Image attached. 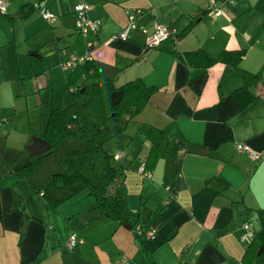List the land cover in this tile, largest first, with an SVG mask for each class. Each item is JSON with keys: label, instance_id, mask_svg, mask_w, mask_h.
Instances as JSON below:
<instances>
[{"label": "crops", "instance_id": "0c3cea01", "mask_svg": "<svg viewBox=\"0 0 264 264\" xmlns=\"http://www.w3.org/2000/svg\"><path fill=\"white\" fill-rule=\"evenodd\" d=\"M7 1L8 12H0V264H249L244 225L264 228V0H223L220 16L209 12L208 0ZM79 1L102 22L97 36L77 33ZM42 8L56 20L48 23ZM130 16L137 26L123 40ZM155 23L171 36L149 49L142 28ZM94 39L91 61L101 77L87 78L83 63L62 67ZM198 50L213 59L246 53L239 68L176 55ZM240 69L262 74L245 104L233 95L245 85ZM103 79L116 87L142 79L153 89L106 145L126 166L121 189L131 229L101 215L88 190L50 207L16 172L36 158L27 147L32 137L44 138L52 111L69 107L83 84ZM238 143L262 158L240 152ZM147 163L149 177L139 170ZM140 228H153L154 237L142 241ZM72 234L83 242L71 250Z\"/></svg>", "mask_w": 264, "mask_h": 264}, {"label": "trees", "instance_id": "16d2710c", "mask_svg": "<svg viewBox=\"0 0 264 264\" xmlns=\"http://www.w3.org/2000/svg\"><path fill=\"white\" fill-rule=\"evenodd\" d=\"M191 27L177 38L185 36ZM245 50L222 51L213 59L202 51L176 54L179 60L191 61L195 57L206 58L208 63L226 62L239 68ZM83 71L89 79L101 77L93 70V62L83 63ZM245 85L233 91L240 104L254 98L250 87L261 79V72L250 73L240 69ZM123 91L121 101L113 106L111 94ZM153 92L142 79L116 87L109 79L89 82L71 93L72 104L64 109H54L50 115L44 138L52 149L17 169L39 192L50 207H58L82 191L88 190L97 203L101 215L123 226L134 224L127 197L122 192L126 166L107 148V143L122 134L129 123L141 112ZM146 170L151 166L144 165ZM156 216V215H155ZM153 220V217L151 218ZM144 232L143 228H140ZM139 237L144 241L143 233ZM264 228L247 247L249 264H264Z\"/></svg>", "mask_w": 264, "mask_h": 264}, {"label": "built area", "instance_id": "2783aa9c", "mask_svg": "<svg viewBox=\"0 0 264 264\" xmlns=\"http://www.w3.org/2000/svg\"><path fill=\"white\" fill-rule=\"evenodd\" d=\"M223 0H208V10L214 16H220L222 14V10L220 8V3ZM9 3L7 0H0V12L7 13L8 12ZM93 6L85 1H79L74 6V11L76 14V31L78 34L82 36H97L102 22L99 19H92L90 17V12L92 11ZM42 17L48 22L51 23L56 20V15L51 11L42 8L40 11ZM137 26L136 18L134 16H130L129 23L122 29L119 33V38L126 40L132 30ZM142 32L145 36V46L149 49L160 47L169 37L171 36V32L168 27L161 23H155L152 29H148L143 27ZM99 45L98 40L94 39L87 43V48L85 54L83 56H71L68 59L64 60L61 65L64 69H68L71 67H75L81 63L92 60V50L96 46ZM237 148L240 152L248 154L252 159L259 160L262 158L260 152L254 150L250 147V145L246 143H238ZM120 156L117 155L118 159ZM140 172L143 176L149 177L151 172L145 169V166H142ZM142 230L139 231L141 233ZM144 236L148 239H151L155 235V230L153 228H149L146 231L142 232ZM255 231L253 230L250 223H246L244 225V233L242 234V241L245 243H251L253 238L255 237ZM83 242V239L78 237L76 234H72L67 240V246L69 249H74L77 245Z\"/></svg>", "mask_w": 264, "mask_h": 264}, {"label": "water", "instance_id": "95a60500", "mask_svg": "<svg viewBox=\"0 0 264 264\" xmlns=\"http://www.w3.org/2000/svg\"><path fill=\"white\" fill-rule=\"evenodd\" d=\"M123 91H114L111 94V104L116 106L122 98ZM52 149V145L43 137L34 136L32 137L27 150L31 157H39L44 153L50 151ZM127 228L131 229L132 225H127ZM263 251V247L260 249L259 253Z\"/></svg>", "mask_w": 264, "mask_h": 264}]
</instances>
